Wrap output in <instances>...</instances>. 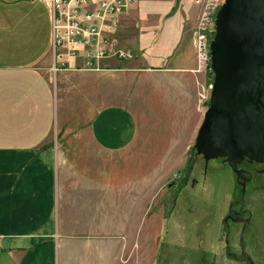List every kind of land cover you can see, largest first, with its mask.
Masks as SVG:
<instances>
[{
  "label": "crops",
  "instance_id": "crops-1",
  "mask_svg": "<svg viewBox=\"0 0 264 264\" xmlns=\"http://www.w3.org/2000/svg\"><path fill=\"white\" fill-rule=\"evenodd\" d=\"M166 1L180 5L182 15L167 42L154 43L157 58L153 50L141 54L137 27L152 20L145 0H134L117 39L140 58L52 74L48 5L0 0L7 10L0 13V264H133L127 250L134 185L120 188L118 166L123 157L134 163L135 102L148 95L145 85L177 102L197 68L192 37L199 7L191 10L193 0ZM174 33V44L180 40L172 50Z\"/></svg>",
  "mask_w": 264,
  "mask_h": 264
},
{
  "label": "rangeland",
  "instance_id": "rangeland-1",
  "mask_svg": "<svg viewBox=\"0 0 264 264\" xmlns=\"http://www.w3.org/2000/svg\"><path fill=\"white\" fill-rule=\"evenodd\" d=\"M170 4L166 0H145L143 4L146 18L152 20L149 27H137V41L143 47L141 54L145 58L150 50L154 51L151 57H156L160 50L154 43L161 45L167 42L171 25L182 15L180 5ZM191 7L194 11L199 7V14V3L193 0ZM6 11L0 2V13ZM165 18H171L172 23H164ZM194 32L195 29L192 37L195 48ZM175 37L176 33L168 43L172 50L180 40L174 44ZM135 54V57H141L140 53ZM132 60L134 58L123 62ZM154 60L152 58L148 62L153 64ZM142 69L151 68L143 66ZM193 74L191 83L183 88L182 97L177 102L165 98V91L155 84L154 87L145 85L143 92L148 95L135 102L138 104L134 106L138 134L135 156L129 157V161L134 163L127 164L128 157H123L124 165L118 166L120 188L125 189L126 184L134 185L133 223L129 231L133 245L127 250L133 264H243L227 256L229 248L236 254L239 252V229H234L233 245L226 247L224 243L223 217L229 201L238 196L234 174L220 164V160L211 159L204 165L202 156L194 148L196 130L209 105L213 73L207 67L204 70L196 68ZM131 205L130 199L129 207ZM249 206L253 217L252 224L245 231L244 249L252 260L259 263L264 260V241L257 239L260 223L254 191L250 193Z\"/></svg>",
  "mask_w": 264,
  "mask_h": 264
},
{
  "label": "water",
  "instance_id": "water-1",
  "mask_svg": "<svg viewBox=\"0 0 264 264\" xmlns=\"http://www.w3.org/2000/svg\"><path fill=\"white\" fill-rule=\"evenodd\" d=\"M209 53L212 88L194 148L206 162L224 158L243 186L237 164L244 158L264 162V0H223ZM245 226L239 246L251 264L244 249Z\"/></svg>",
  "mask_w": 264,
  "mask_h": 264
},
{
  "label": "built area",
  "instance_id": "built-area-1",
  "mask_svg": "<svg viewBox=\"0 0 264 264\" xmlns=\"http://www.w3.org/2000/svg\"><path fill=\"white\" fill-rule=\"evenodd\" d=\"M51 14V65L54 74L67 66L98 68L104 59L131 60L136 54L120 47L117 32L134 0H42ZM200 12L195 23L197 68H210L209 43L215 15L223 0H195Z\"/></svg>",
  "mask_w": 264,
  "mask_h": 264
},
{
  "label": "flooded vegetation",
  "instance_id": "flooded-vegetation-1",
  "mask_svg": "<svg viewBox=\"0 0 264 264\" xmlns=\"http://www.w3.org/2000/svg\"><path fill=\"white\" fill-rule=\"evenodd\" d=\"M216 160H220L219 161L220 164L227 166L231 170V168L228 166L224 158H217ZM203 162L204 165L208 163L204 159ZM237 168L243 171L244 185L242 186L237 182L236 175L231 170L235 177L238 196L229 201L227 213L223 217L222 222L225 226V232H226L225 233L226 236H224V243L226 247L233 245L234 229H239L237 236V245L239 248V252L236 254L235 252H232L229 248L228 251L229 250L230 251L229 252L227 251V256L233 258L234 260H240L243 262V264H248V262L241 255L240 246H239V237H240L242 225L244 224L246 225L243 232V240H244L245 231L252 224L253 213L249 206V200H250V193L254 191L256 192V205H257L256 209L260 223V225L258 226L259 235L257 239L259 241H264V162H257L255 160L244 158L240 163L237 164ZM242 189H243V197L241 200L240 198L242 194ZM251 264H264V260L261 259L259 263H256V261L252 260Z\"/></svg>",
  "mask_w": 264,
  "mask_h": 264
},
{
  "label": "trees",
  "instance_id": "trees-1",
  "mask_svg": "<svg viewBox=\"0 0 264 264\" xmlns=\"http://www.w3.org/2000/svg\"><path fill=\"white\" fill-rule=\"evenodd\" d=\"M212 73V72H211Z\"/></svg>",
  "mask_w": 264,
  "mask_h": 264
}]
</instances>
